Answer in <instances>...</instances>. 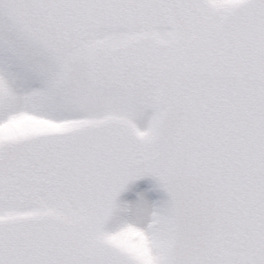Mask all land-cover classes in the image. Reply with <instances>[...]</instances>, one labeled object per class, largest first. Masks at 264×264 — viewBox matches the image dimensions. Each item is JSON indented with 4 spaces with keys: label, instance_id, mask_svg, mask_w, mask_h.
Here are the masks:
<instances>
[{
    "label": "snow or ice",
    "instance_id": "1",
    "mask_svg": "<svg viewBox=\"0 0 264 264\" xmlns=\"http://www.w3.org/2000/svg\"><path fill=\"white\" fill-rule=\"evenodd\" d=\"M0 264H264V0H0Z\"/></svg>",
    "mask_w": 264,
    "mask_h": 264
},
{
    "label": "rangeland",
    "instance_id": "2",
    "mask_svg": "<svg viewBox=\"0 0 264 264\" xmlns=\"http://www.w3.org/2000/svg\"><path fill=\"white\" fill-rule=\"evenodd\" d=\"M143 196L148 201H161L166 199V194L156 188L155 181L151 177L141 178L128 186L120 194L119 199L122 202H135Z\"/></svg>",
    "mask_w": 264,
    "mask_h": 264
}]
</instances>
